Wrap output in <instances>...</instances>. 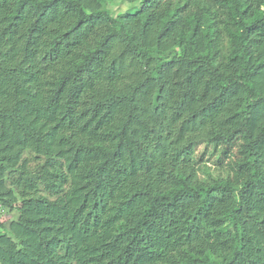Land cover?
Listing matches in <instances>:
<instances>
[{
    "label": "trees",
    "instance_id": "obj_1",
    "mask_svg": "<svg viewBox=\"0 0 264 264\" xmlns=\"http://www.w3.org/2000/svg\"><path fill=\"white\" fill-rule=\"evenodd\" d=\"M113 1L0 0V264H264V0Z\"/></svg>",
    "mask_w": 264,
    "mask_h": 264
},
{
    "label": "rangeland",
    "instance_id": "obj_2",
    "mask_svg": "<svg viewBox=\"0 0 264 264\" xmlns=\"http://www.w3.org/2000/svg\"><path fill=\"white\" fill-rule=\"evenodd\" d=\"M136 6V3L133 4H129V3H123L121 2V0H116L113 1L111 3H108V8L112 11V13L114 15L118 14V13H124L127 12L128 10L133 9ZM202 152L201 149H199V153ZM209 157L208 154H206L205 156V160ZM210 159V158H209ZM213 159H211L209 162H207V165H211ZM6 212V211H5ZM5 212L1 211V215H2V220L5 221L7 220L9 217L5 214Z\"/></svg>",
    "mask_w": 264,
    "mask_h": 264
}]
</instances>
